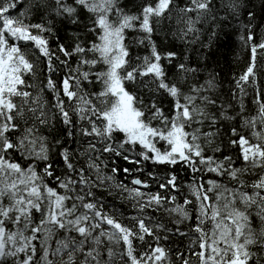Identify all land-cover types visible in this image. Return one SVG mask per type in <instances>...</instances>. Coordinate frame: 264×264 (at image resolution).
I'll return each mask as SVG.
<instances>
[{
  "label": "snow or ice",
  "instance_id": "6c2138e0",
  "mask_svg": "<svg viewBox=\"0 0 264 264\" xmlns=\"http://www.w3.org/2000/svg\"><path fill=\"white\" fill-rule=\"evenodd\" d=\"M255 7L0 0V264H264ZM233 24L250 55L227 91L207 64L162 50ZM114 158L136 166L122 169L130 184Z\"/></svg>",
  "mask_w": 264,
  "mask_h": 264
},
{
  "label": "trees",
  "instance_id": "16d2710c",
  "mask_svg": "<svg viewBox=\"0 0 264 264\" xmlns=\"http://www.w3.org/2000/svg\"><path fill=\"white\" fill-rule=\"evenodd\" d=\"M140 2L141 0H122V3L133 12L137 10ZM253 3L256 5V7L253 8V11L257 14L254 23L261 26L256 29L257 33H259L261 28H264V12L260 9V0H253ZM244 19H246V17ZM238 26V24H233L231 26L226 25L219 31V35L217 37H213L210 40L207 25H205L203 26L205 31L201 35L199 41L194 43H186L178 39L172 41V43L164 41L161 43V47L162 50L164 48H172L173 50L180 51L182 55L189 56L193 65L196 63L201 65L207 64L208 70H215L220 73L218 79L223 81V88L227 91V89L231 88L230 84L232 83L233 77H238L244 71L247 59L250 55L249 50L242 46V42L239 39L240 32L235 31ZM208 44H211V47H207L206 45ZM135 51L136 49H134V52ZM139 51L143 53L144 49L141 47ZM165 64L167 65V61H165ZM206 74L207 72H204V75ZM232 85L234 87V81ZM109 163H115L119 166L121 168V172L117 174V178L124 179L125 182L130 184V177H125L122 169L124 167H132L134 169L136 166L128 164L122 158H114V160ZM147 170H153V166L150 163L147 166ZM155 170L158 172L160 177H163L166 174V171H170L171 169L166 168V166L163 165H157L155 166ZM176 171L180 181H183L186 190V185L192 178L190 171H183L179 165L176 167ZM133 174H135V172ZM116 203L118 205L121 204L118 199ZM123 207L128 212L132 211L130 206L127 204H124Z\"/></svg>",
  "mask_w": 264,
  "mask_h": 264
},
{
  "label": "bare ground",
  "instance_id": "6f19581e",
  "mask_svg": "<svg viewBox=\"0 0 264 264\" xmlns=\"http://www.w3.org/2000/svg\"><path fill=\"white\" fill-rule=\"evenodd\" d=\"M232 83H233V80H232ZM232 83L230 84L231 88H233V85H232Z\"/></svg>",
  "mask_w": 264,
  "mask_h": 264
}]
</instances>
